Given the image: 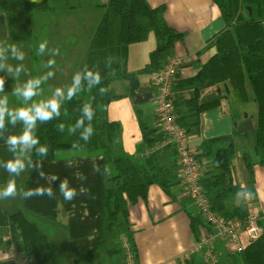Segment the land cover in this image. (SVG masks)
Returning a JSON list of instances; mask_svg holds the SVG:
<instances>
[{
  "label": "crops",
  "instance_id": "crops-1",
  "mask_svg": "<svg viewBox=\"0 0 264 264\" xmlns=\"http://www.w3.org/2000/svg\"><path fill=\"white\" fill-rule=\"evenodd\" d=\"M28 1L47 3L48 6V9L36 12L33 18V36L30 40H13L7 16L0 12V46L17 44L18 51L24 54L22 61L17 60L8 49L4 53L6 59L0 60V63L5 65L0 69V77H4L5 80L4 92L0 93V98L7 95L9 107L13 109L50 99L56 88H63L66 93L103 19L105 6L110 2V0ZM146 1L152 8L164 6L167 25L184 35L182 40L174 44L171 52L172 57H178L182 64L174 85V98L179 106V109L175 110V115L180 117L186 112L185 102L194 96L197 75L218 53L213 40L226 29V22L214 0ZM92 13H100L96 21ZM44 41H47V46L41 53L39 44ZM155 47L154 35H150L146 41L132 44L129 49V71L144 69L149 64L150 55ZM50 61L53 63L50 64ZM21 64L26 70L19 74L21 84L30 78L42 80L37 96L27 104L21 97L12 94V86L16 81L9 74L7 67ZM48 73L52 75L48 76ZM113 88L123 97L110 105L108 118L122 125L121 143L124 151L132 155L147 153L149 148L143 143L142 125L147 127V131L153 130L152 136L161 138V142L165 138L158 130L153 74L141 75L139 86L133 93L130 92L129 83L125 80L114 82ZM198 89L199 104L206 109L198 117L199 124L189 128L188 135L193 147L201 150L208 140L229 136L234 132L250 134L254 130L257 107L250 90L242 99L225 82L218 85L206 83L199 85ZM64 99L60 101L61 105ZM186 115L188 123L196 121L195 117ZM40 124L41 122L37 121L36 128ZM21 131L20 123L12 125L6 120L5 129L0 132V165L12 159L14 155L20 157L26 165L19 176H10L0 166V188L6 186L11 179L15 181L18 189L14 199L0 200L1 208L8 214L24 212L32 216L40 229L47 234L50 251L56 238L63 239V244L69 249L67 261L73 264L74 257L91 253L98 247L99 231L102 226L104 159L102 156L79 157L65 153L58 160L43 161L32 159L31 150L13 154L8 151L5 140L9 135H17ZM244 153L252 156L255 165L254 181H251L246 168ZM177 159L173 148L164 150L160 156L163 164H171L176 160L179 183L171 189L170 195L160 186L152 185L147 200H140L130 208V224L138 256L134 257L125 244L126 257L119 264H182L191 258L189 253L200 237L201 224L198 225L197 237L192 229V218L198 216L197 211L181 179ZM201 162L204 168L209 164L207 158H202ZM41 172L44 173L43 178L40 176ZM52 175L58 177L55 182L50 180ZM232 177L236 186L244 191L254 192L258 210L264 215V167L259 164V158L255 155L252 137L238 141L237 153L232 161ZM63 180H67L69 186L77 192L71 203L65 202L59 193V184ZM37 187H52L55 196L53 198L47 195L34 196L27 200L22 198V191ZM231 204L243 206V202ZM2 246L3 243L0 244V248ZM219 249L220 259L229 254L223 244ZM195 257L198 261L204 262L201 254ZM100 259V256L97 257L96 264H99ZM130 259L132 263L129 262ZM220 262L218 264H221ZM0 264L9 263L0 259ZM107 264H111V261L108 260Z\"/></svg>",
  "mask_w": 264,
  "mask_h": 264
},
{
  "label": "trees",
  "instance_id": "trees-1",
  "mask_svg": "<svg viewBox=\"0 0 264 264\" xmlns=\"http://www.w3.org/2000/svg\"><path fill=\"white\" fill-rule=\"evenodd\" d=\"M226 22V29L214 38L217 55L206 64L195 79L193 98L185 102L186 112L176 122L186 129L199 124V116L206 109L199 104V85L228 83L243 99L248 90L253 95L257 107L256 125L250 134L223 136L208 140L198 156L207 158L209 164L203 169L201 181L213 209L229 219H244L246 211L241 205L242 188L236 186L232 177V161L237 153L240 139L252 137L254 152L259 164L264 167V0H214ZM48 9L47 3L28 0H0V12L6 14L10 36L15 41H27L33 36V18L37 11ZM165 7L152 8L146 0H110L105 6L101 20L89 50L81 63L78 73L83 77L86 71L98 73L100 83L91 87L82 79L81 88L71 99L65 98L60 115L41 123L35 132L40 143L47 146L46 156H39L31 150V158L43 161L58 160L62 154L74 156H102L104 182L98 247L91 253L74 257L73 264H119L126 257L127 249L138 256L134 233L130 224V208L140 200L146 201L149 188L160 186L170 195L171 189L179 183L176 160L163 164L160 156L167 146L157 149L161 138L153 137V130L147 131L142 125L143 143L149 151L147 155H132L124 151L121 143L123 128L119 122L110 121V105L120 100L113 83L128 81L130 92L139 86L140 76L153 74L163 69L172 57L174 44L184 35L170 28L165 21ZM150 35L156 39V47L150 55L149 64L142 70L130 72L128 69L129 49L134 43L146 41ZM101 89H107L102 93ZM88 104L94 111L89 121L82 109ZM175 101V110L179 109ZM186 114L195 117L192 124L186 121ZM83 119L82 127H75ZM63 125V130H60ZM91 126L93 133L85 141L81 133ZM75 128V131L70 129ZM163 135L162 133H160ZM76 145L74 148L73 145ZM174 149V148H173ZM175 150V149H174ZM176 152V150H175ZM177 154V153H176ZM246 168L254 181V162L249 153L243 154ZM178 160V159H177ZM254 193V192H252ZM24 212L5 213L0 205V230L9 229L17 249L36 259L37 264H55L49 254V239L37 222ZM199 216L192 218V229L198 237ZM259 224L264 229V215L260 214ZM3 239L0 235V244ZM197 255V254H196ZM196 255L182 264H205ZM235 264H264V233L240 254H226Z\"/></svg>",
  "mask_w": 264,
  "mask_h": 264
},
{
  "label": "built area",
  "instance_id": "built-area-1",
  "mask_svg": "<svg viewBox=\"0 0 264 264\" xmlns=\"http://www.w3.org/2000/svg\"><path fill=\"white\" fill-rule=\"evenodd\" d=\"M181 66L180 59L173 56L163 69L153 73L158 130L165 137L157 149L171 146L176 150L181 179L202 221L200 237L191 249L189 257L201 254L205 264H218L221 244L227 253L240 254L262 236L264 229L259 224L260 212L251 191L241 193L246 211L244 219H229L213 209L201 183L204 173V167L198 157L201 151L192 146L186 129L176 122L174 85L181 72ZM151 152L148 151L147 155ZM247 193H251L253 198L249 199ZM0 233L3 239L0 259L9 264H37L34 257L17 249L9 229L0 230ZM129 262L132 263V259Z\"/></svg>",
  "mask_w": 264,
  "mask_h": 264
},
{
  "label": "clouds",
  "instance_id": "clouds-1",
  "mask_svg": "<svg viewBox=\"0 0 264 264\" xmlns=\"http://www.w3.org/2000/svg\"><path fill=\"white\" fill-rule=\"evenodd\" d=\"M47 46V41H44L39 44V51L43 53L44 49ZM10 49L12 57L17 60H23L24 54L18 51L17 44H7L6 47L0 46V60L6 59L4 53ZM50 64L53 62H49ZM5 67L4 63H0V69ZM8 72L12 75L16 83L12 86V94L16 97H21L25 104L32 101L35 96H37L38 89L42 83L40 78H30L27 79L23 84L19 82V74L21 71H26L24 66L17 65L13 67L8 65ZM52 73H48V76H51ZM83 80L88 81L89 87L100 83V76L98 73L92 71H86L83 74V77L80 73H76L72 78V85L67 88L66 93L63 88H56L50 99L39 101L36 103L28 104V106H21L17 108L9 107V98L7 95H4L0 98V132L5 129L6 120L9 124L16 125L20 123L22 126V131L17 135H9L5 143L8 145V151L15 154L18 151H30L33 148L36 149V153L39 156H46L48 149L47 146L36 147L40 141L39 138L35 135V128L37 126V121L45 123L54 117L60 115L61 103L60 101L64 98L71 99L81 88V83ZM4 77H0V93L4 92ZM107 89H101V92H106ZM83 116L86 117L89 121L94 118V111L92 107L88 104L82 109ZM84 124L83 119L78 120L75 127H82ZM63 125H60V130H63ZM70 131H75V128L70 129ZM93 133V128L91 126L84 128V131L81 133L82 138L85 141H88ZM75 148L76 145L74 144ZM30 163V162H29ZM2 166L5 171L10 176H19L21 172L25 169V162L17 156H13L12 159L4 161ZM40 176L43 178L44 173L41 172ZM58 179L57 176L52 175L50 180L55 182ZM59 193L62 195L65 202L71 203L77 196V192L74 188L69 186L67 180H63L59 184ZM18 189L14 180H9L3 188H0V200H6L9 198H15L17 196ZM47 195L49 198H53L55 193L52 187H37L35 189H28L22 191L21 196L23 199L27 200L34 196H43ZM249 199H252L253 196L251 193L246 194Z\"/></svg>",
  "mask_w": 264,
  "mask_h": 264
},
{
  "label": "rangeland",
  "instance_id": "rangeland-1",
  "mask_svg": "<svg viewBox=\"0 0 264 264\" xmlns=\"http://www.w3.org/2000/svg\"><path fill=\"white\" fill-rule=\"evenodd\" d=\"M99 14L100 13H97V14L92 13V15H94V17H95V21L99 17ZM68 250L69 249L66 246V244H63V239L56 238L55 244L52 248V251L49 250V254H50L51 259L54 263L69 264V262L67 261V258H66V256L68 255ZM220 261H221L220 262L221 264H235L233 259L231 257H228V256L223 257L222 259H220ZM111 264H113V263H111ZM114 264H115V262H114Z\"/></svg>",
  "mask_w": 264,
  "mask_h": 264
}]
</instances>
